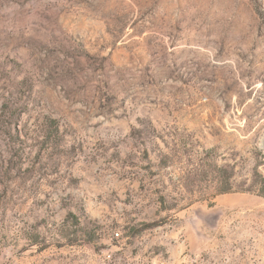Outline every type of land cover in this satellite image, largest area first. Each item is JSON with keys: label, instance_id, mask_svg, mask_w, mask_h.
I'll use <instances>...</instances> for the list:
<instances>
[{"label": "rangeland", "instance_id": "rangeland-1", "mask_svg": "<svg viewBox=\"0 0 264 264\" xmlns=\"http://www.w3.org/2000/svg\"><path fill=\"white\" fill-rule=\"evenodd\" d=\"M0 264H264V0H0Z\"/></svg>", "mask_w": 264, "mask_h": 264}, {"label": "trees", "instance_id": "trees-1", "mask_svg": "<svg viewBox=\"0 0 264 264\" xmlns=\"http://www.w3.org/2000/svg\"><path fill=\"white\" fill-rule=\"evenodd\" d=\"M225 192H226V190L222 191L221 193H225ZM73 217H74V219H77V217L75 215ZM69 219L70 218L66 219L65 222H67V220H69ZM64 224H66V223H64ZM61 233L63 234L64 233V230H62Z\"/></svg>", "mask_w": 264, "mask_h": 264}]
</instances>
